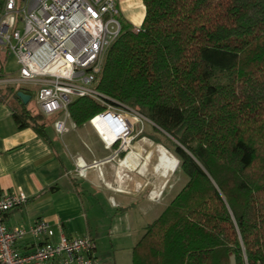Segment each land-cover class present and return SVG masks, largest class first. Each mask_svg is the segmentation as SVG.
<instances>
[{"label": "trees", "instance_id": "obj_1", "mask_svg": "<svg viewBox=\"0 0 264 264\" xmlns=\"http://www.w3.org/2000/svg\"><path fill=\"white\" fill-rule=\"evenodd\" d=\"M142 3L140 30L122 22L96 88L155 125L187 180L145 226L132 264H264V0ZM22 90L1 86L0 98L46 137L49 120ZM102 110L87 97L68 106L76 126Z\"/></svg>", "mask_w": 264, "mask_h": 264}, {"label": "built area", "instance_id": "obj_2", "mask_svg": "<svg viewBox=\"0 0 264 264\" xmlns=\"http://www.w3.org/2000/svg\"><path fill=\"white\" fill-rule=\"evenodd\" d=\"M122 30L116 0H0V52L13 56L17 65L14 74L0 75V87H33L38 110L45 117L57 115L52 125L61 136L69 104L91 98L103 110L89 122L112 118L105 124L116 133L109 147L124 145L143 115L96 88L107 50ZM131 30L138 32L140 25ZM27 200L22 191L0 194V264H94L95 244L88 234L60 232L55 239L44 219L7 227L3 215ZM26 237L33 239L31 249L19 251L16 245Z\"/></svg>", "mask_w": 264, "mask_h": 264}, {"label": "crops", "instance_id": "obj_3", "mask_svg": "<svg viewBox=\"0 0 264 264\" xmlns=\"http://www.w3.org/2000/svg\"><path fill=\"white\" fill-rule=\"evenodd\" d=\"M116 3L123 23L131 26L140 25L144 16L142 0H116ZM4 64L5 62L3 67ZM3 74L5 73L2 68ZM18 87L23 88L22 92L32 98V90L29 87ZM15 110H19L15 101L0 98V194L22 191L28 200L24 206L3 215L6 226H29L37 219H44L52 226L55 239L60 232L68 237L88 234L95 244L94 264H132V248L141 237L145 226L152 220L146 224L140 221L142 226L139 232H136L131 225L133 220V217L130 218L131 215L111 218L108 228L110 250L101 251L97 250L96 240L92 235L93 227L86 211L88 207L93 206L94 201H99L97 196L111 207L119 209L127 208L138 200L156 203L150 200L149 194L152 193L150 190H147L146 197L137 196L139 193L124 188L118 175L119 165L123 167L122 174L134 172L132 170L138 165V173H141L139 170L144 164L140 154L136 152L138 155L135 158L130 157L128 161L125 160L128 155H124L125 158L119 160V165L115 158L106 157L109 150L106 151L105 148H109L116 133L105 129L102 121L95 119L90 122V129L84 128L87 123L83 126H76L73 122L67 123L65 135L71 132L78 137L76 131L82 128L84 133L93 130L97 135L94 138L88 137L92 146L90 151L95 155L91 156L92 159L86 150L74 156L62 148L57 134L51 138L45 131L46 137H43L30 126L20 127L13 116ZM91 123L96 126L101 136ZM136 145H133L135 150L138 146ZM163 155L170 159L161 150L157 167L164 163V168H170L163 161ZM75 164L80 169V175L74 171ZM107 165L110 167H107L106 172L104 166ZM155 172H158L156 167ZM87 187L94 192H90ZM32 241L31 237H26L17 243L16 247L19 251H28L31 249Z\"/></svg>", "mask_w": 264, "mask_h": 264}, {"label": "rangeland", "instance_id": "obj_4", "mask_svg": "<svg viewBox=\"0 0 264 264\" xmlns=\"http://www.w3.org/2000/svg\"><path fill=\"white\" fill-rule=\"evenodd\" d=\"M5 58V64L3 67L4 73L14 74L17 69L14 57L11 55H7L5 56ZM29 87L32 90L30 105L33 108L38 109L35 103V89L31 86ZM46 118L47 120H49V124L46 127L48 135L53 138L55 137V134H57V138H59L58 141H60L59 143H61L62 148L65 149V151L76 156L78 152H85L86 150L88 156L91 159L93 156H95L92 155L90 151L92 146L90 145L91 141L88 137L94 138L97 137V135L93 132V130H90L91 132L89 133L83 132L85 127H89V120L85 122L87 123V125L84 126V128L76 131L79 134L78 137L74 136L71 132H69L68 135L64 134L61 137V135H59L55 131L52 125V121L55 119V117L48 116ZM110 119L112 118L109 117L103 120L102 123L105 125L107 122L108 124ZM67 123L72 124L70 118L68 119ZM154 128L155 125L148 118L141 116L138 118V120H136L133 130L128 136V141L124 145L118 143L117 146H112L111 149H109L110 147H104L106 151L109 150L106 157H108L109 159L115 158L116 161H118V165L119 162L123 160L125 156L128 155V153H130L131 151L138 152L140 154L141 161L144 164V170L142 173H138V165L132 170L134 172H126V174L124 172L122 174L121 169L123 167L119 165L118 175L121 178L120 181L123 183L122 185L125 186L124 188L130 189L132 190V192L139 193V195L137 196L141 195L142 197H146L147 190H150V192H152L149 194L150 200H154L156 201V203H149L147 201L138 200L127 208L119 209L111 207L109 203L103 201V199L101 200L100 197L97 196L99 201H94L91 208L86 207L87 218L88 220H90L91 226L93 227L92 235L96 240L97 250H110L108 228L111 218L117 219L118 217H129L131 215L130 218L132 219L133 217L131 223L132 228H134V231L139 232V228L142 226V223L140 221H143V223L146 224L156 218L187 180V178L179 170H177V158L167 148L169 147V143L165 142L166 145H164L162 143L155 142L152 139L153 137H156L164 140V136L155 131ZM88 129H90V127ZM60 137L62 138V140ZM136 143L138 146L136 145ZM133 145L137 146L136 150ZM161 150H163L165 154L170 158L172 167H163L160 168L158 172H155V167H157L159 163ZM121 153H123V155ZM108 166L109 165L104 166L105 171ZM74 171L77 175H80V169L77 166L75 167ZM86 189H88L90 192H94V190L89 187H87ZM89 201L91 202V200Z\"/></svg>", "mask_w": 264, "mask_h": 264}, {"label": "bare ground", "instance_id": "obj_5", "mask_svg": "<svg viewBox=\"0 0 264 264\" xmlns=\"http://www.w3.org/2000/svg\"><path fill=\"white\" fill-rule=\"evenodd\" d=\"M92 125H93V123H92ZM94 126V125H93ZM95 128H96V126H94ZM97 129V128H96ZM97 131H98V133L100 134V132H99V130L97 129ZM100 136H101V134H100ZM102 139H103V137H102ZM104 140V139H103ZM138 154L136 153V152H134V151H132L131 153H129L128 154V156H127V158L125 159L126 161H128L129 159H130V157L131 158H135L136 156H137ZM162 159H163V161L164 162H166L167 163V165L170 167H172V165H171V160L170 159H167L166 157H165V155H163L162 156ZM165 166V164L164 163H162L161 165H159L158 167H156V170L158 171L160 168H163L164 166ZM79 168V167H78ZM143 170H144V166H142L141 168H140V172L142 173L143 172Z\"/></svg>", "mask_w": 264, "mask_h": 264}, {"label": "water", "instance_id": "obj_6", "mask_svg": "<svg viewBox=\"0 0 264 264\" xmlns=\"http://www.w3.org/2000/svg\"><path fill=\"white\" fill-rule=\"evenodd\" d=\"M17 96L21 99V101L26 104L29 100H30V95L26 94L22 91H18L17 92ZM177 164H178V160H177ZM230 264H235V258L234 255H230Z\"/></svg>", "mask_w": 264, "mask_h": 264}]
</instances>
